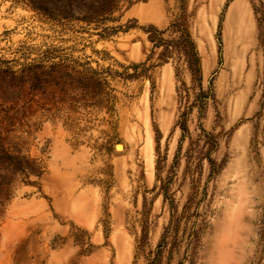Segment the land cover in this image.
Segmentation results:
<instances>
[{
    "label": "rangeland",
    "instance_id": "obj_1",
    "mask_svg": "<svg viewBox=\"0 0 264 264\" xmlns=\"http://www.w3.org/2000/svg\"><path fill=\"white\" fill-rule=\"evenodd\" d=\"M0 264H264V0H0Z\"/></svg>",
    "mask_w": 264,
    "mask_h": 264
},
{
    "label": "trees",
    "instance_id": "obj_2",
    "mask_svg": "<svg viewBox=\"0 0 264 264\" xmlns=\"http://www.w3.org/2000/svg\"><path fill=\"white\" fill-rule=\"evenodd\" d=\"M145 31L152 50L161 49L157 54L160 62L164 63L173 56H177L185 63L192 75L197 80L200 79L199 58L184 14H180L163 29L150 25ZM168 32V36L164 37ZM184 129L185 126H182V130Z\"/></svg>",
    "mask_w": 264,
    "mask_h": 264
},
{
    "label": "bare ground",
    "instance_id": "obj_3",
    "mask_svg": "<svg viewBox=\"0 0 264 264\" xmlns=\"http://www.w3.org/2000/svg\"><path fill=\"white\" fill-rule=\"evenodd\" d=\"M118 149L120 148V146L117 147Z\"/></svg>",
    "mask_w": 264,
    "mask_h": 264
}]
</instances>
